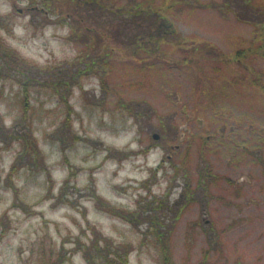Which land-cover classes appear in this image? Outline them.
Listing matches in <instances>:
<instances>
[{"label":"rangeland","instance_id":"1","mask_svg":"<svg viewBox=\"0 0 264 264\" xmlns=\"http://www.w3.org/2000/svg\"><path fill=\"white\" fill-rule=\"evenodd\" d=\"M128 1H122L120 10L90 12L85 8L89 5L87 0H30L27 8H19L16 0H10L13 13L0 17V27L8 28L13 16L23 14L31 15L36 31L50 24L70 27L69 13L77 16L78 5L90 24L98 20L103 25L117 26L121 19H127L123 7ZM256 1L264 12V0ZM211 4L219 9L209 7ZM226 4L225 0H202L174 14L171 8L169 18L181 35L179 42L159 45L154 44L155 38L146 39L145 47L139 48L129 38L124 43L120 38L101 35L99 42L92 40L98 48L88 50L85 42L91 43V33L84 29L80 36L70 32L62 42L77 49L79 55L45 68L0 40V103L6 102L20 113L12 129L0 126V142L10 144L16 139L22 143L14 167L28 168L29 179L45 167L31 134V117L43 114L42 97L56 100L58 108L54 111L65 115L50 141L60 140L61 147H71L80 137L71 127L73 109L68 100L75 86L83 88V83H90L92 77L99 79L101 95L97 97L90 89L78 97L89 116L104 111L114 115L127 112L137 117L152 143L166 148L165 159L183 179L175 202H169L167 196H142L134 212L100 203L102 211L129 222L133 229L148 223L144 243L157 250L159 264H264V95L237 82L239 66L224 63L207 67L206 62L199 60L203 54L194 52L197 48L209 55L211 47L226 53L225 62L229 55L251 44L257 33L251 21L262 18L237 8L236 12H229ZM102 12L106 14L103 18ZM52 15L55 20L50 19ZM4 49L18 55L24 65L4 53ZM92 57L96 61L93 68L89 67ZM186 58L190 64L178 63ZM251 60L257 68L264 69V58ZM26 63L32 69H27ZM39 68L42 70L38 72ZM215 68L224 70L225 77L215 74ZM81 69L90 70L80 74ZM235 81L236 85L232 83ZM13 84L17 86L14 96H5V87ZM154 134L159 137L154 138ZM170 179L171 192L179 185L175 177ZM152 182L155 175L143 184L149 194ZM0 224L7 227L3 218ZM95 235L92 248L86 253L89 260L99 257V264H123L129 245L113 247L112 241L105 238L106 244L101 248L96 242L103 237L100 233ZM37 251L40 264H62L65 256L63 250L57 254L54 248L44 245ZM52 255H58V259L53 261Z\"/></svg>","mask_w":264,"mask_h":264},{"label":"clouds","instance_id":"2","mask_svg":"<svg viewBox=\"0 0 264 264\" xmlns=\"http://www.w3.org/2000/svg\"><path fill=\"white\" fill-rule=\"evenodd\" d=\"M29 5L30 0H16L19 8ZM11 13L10 0H0V17ZM31 20L30 14L13 16L8 28L0 27V40L41 68L79 55L62 42L71 32L68 25L50 24L36 31ZM16 87L6 86L4 95L14 96ZM90 89L101 95L97 77L84 82L83 88L75 86L68 100L73 109L71 127L80 137L71 147H61L60 140L50 141L65 115L54 111L56 100L42 97L43 114L31 117V134L45 167L34 179H29L28 168L14 167L22 143L16 139L10 144L0 142V218L7 221V227L0 224V264H40L37 250L41 245L54 248L57 254L63 250L62 264H99V257L90 261L86 254L96 233L103 237L96 242L98 247L103 248L106 239L113 247L129 245L123 264H159L157 250L144 243L148 223L133 229L129 222L102 211L100 203L134 212L142 196H167L175 202L183 179L165 159L166 148L146 137L136 116L110 111L89 116L78 97ZM33 104L40 107L37 101ZM19 118L17 109L0 103V126L12 129ZM153 175L149 194L143 184ZM170 177L179 185L171 192ZM51 259L57 260L58 255Z\"/></svg>","mask_w":264,"mask_h":264},{"label":"trees","instance_id":"3","mask_svg":"<svg viewBox=\"0 0 264 264\" xmlns=\"http://www.w3.org/2000/svg\"><path fill=\"white\" fill-rule=\"evenodd\" d=\"M123 0H87L89 5L85 8L90 12L106 10V9H121ZM202 0H130L123 7V13H126L127 19H121V24L117 26L105 25L95 21V23L90 24L86 20V16L81 13L79 10L81 6H77L75 13H69V17L72 20V25H70L71 33L79 35L81 29L91 33L90 39L91 43L85 42V46L88 47V50H94L97 45L93 43V39L99 42V36H106L107 38H112L115 40L120 38L125 43L126 39H130L129 42L134 44V46H138L139 48L145 47L143 44L146 39H154V44H159L161 42H172V40L179 42L181 40V35L169 18L171 13L169 11L173 8L174 11L180 10L183 11L184 6H193L195 2H201ZM232 1H235V4H231ZM79 3V0H77ZM226 8L229 12H236L237 9H242L246 12L247 15L255 14L258 18H262V21H251L256 26V31L254 37L252 38L251 44L237 50L233 55H229V61H225L223 57L226 56V53L221 52L218 53V50H213V48H209L211 51L205 55L202 51L197 48L194 49V52L197 51V54H203L199 57V60H202L207 63V67H216L220 64L228 63L230 65H237L240 67V74L236 75L237 82H242L241 84H246L248 87L253 88L257 92H260L264 95V69L257 68L252 62V57L256 58H264V12L260 9L259 4L256 0H225ZM193 4V5H192ZM208 6V4L206 5ZM209 7H215L219 9L218 5L211 4ZM84 8V7H83ZM258 14H256L257 12ZM80 14V16H78ZM82 15V16H81ZM106 16L104 12L100 15L101 18ZM174 17V16H173ZM158 23V24H157ZM93 35V36H92ZM80 36V35H79ZM96 36L95 38H93ZM173 41V42H174ZM158 46V45H157ZM98 48V47H97ZM3 51V50H2ZM4 53L8 56H12L17 63H21L19 61V57L16 54H10L7 50L4 49ZM228 55V54H227ZM106 59H104V62ZM185 61V62H183ZM191 61V60H190ZM190 61L186 58L181 60L178 63H187L190 64ZM89 67L95 66L96 61L94 57L91 58L89 62ZM22 64V63H21ZM24 65V64H22ZM28 66L27 69H32L33 66ZM225 67V66H223ZM91 68V69H92ZM223 69V68H222ZM42 70L39 68L38 72ZM89 71L90 69H85ZM81 69V73H85L87 71ZM221 70V68H220ZM219 68H215L214 73L220 75L221 77H225L224 70L220 71ZM80 71V70H78ZM41 77H43L40 74ZM17 84L21 85L22 82L16 80ZM236 85V81L232 82ZM22 136L19 138L21 139Z\"/></svg>","mask_w":264,"mask_h":264},{"label":"water","instance_id":"4","mask_svg":"<svg viewBox=\"0 0 264 264\" xmlns=\"http://www.w3.org/2000/svg\"><path fill=\"white\" fill-rule=\"evenodd\" d=\"M159 137V135H157V134H154V138H158Z\"/></svg>","mask_w":264,"mask_h":264}]
</instances>
